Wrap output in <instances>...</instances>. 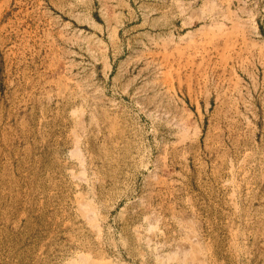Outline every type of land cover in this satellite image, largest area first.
Returning a JSON list of instances; mask_svg holds the SVG:
<instances>
[{"label": "rangeland", "instance_id": "374dc122", "mask_svg": "<svg viewBox=\"0 0 264 264\" xmlns=\"http://www.w3.org/2000/svg\"><path fill=\"white\" fill-rule=\"evenodd\" d=\"M181 246L264 264V0H0V264Z\"/></svg>", "mask_w": 264, "mask_h": 264}, {"label": "bare ground", "instance_id": "6f19581e", "mask_svg": "<svg viewBox=\"0 0 264 264\" xmlns=\"http://www.w3.org/2000/svg\"><path fill=\"white\" fill-rule=\"evenodd\" d=\"M77 139H75L76 141ZM77 142V141H76ZM80 157V156H79ZM79 202V201H78ZM80 204V203H79ZM93 208V207H92ZM79 212L81 214L80 218L82 217L83 220L87 222L90 229H94L95 231L98 230V226L96 225L95 216L93 215L94 211L92 212L87 205L81 203L79 205ZM97 216V215H96ZM100 228V227H99ZM98 234V232H95ZM100 233V232H99ZM193 238V237H192ZM194 240V239H193ZM187 241V240H186ZM189 241V240H188ZM192 241V240H191ZM184 242V241H183ZM188 243V242H187ZM190 243V242H189ZM194 243V241H193ZM172 245V244H171ZM191 245V244H190ZM188 244V246H190ZM187 246V245H186ZM177 247V246H176ZM195 247V246H194ZM187 248V247H186ZM185 246H181L180 251L176 254L169 255L161 259L162 264H194V257L191 258L190 252L186 250ZM193 248V247H192ZM190 249V248H189ZM194 249V248H193ZM192 250V249H191ZM176 251V250H175ZM174 251V253H175ZM193 251V250H192ZM195 252V251H194ZM193 254V252H192ZM196 255V253H195ZM198 255V254H197ZM196 255V256H197ZM78 258V257H77ZM89 258V257H88ZM86 256H80L76 261L71 262V264H98L96 262H92ZM98 262V261H97ZM201 264V263H200Z\"/></svg>", "mask_w": 264, "mask_h": 264}]
</instances>
